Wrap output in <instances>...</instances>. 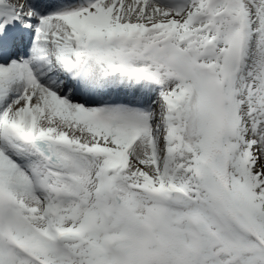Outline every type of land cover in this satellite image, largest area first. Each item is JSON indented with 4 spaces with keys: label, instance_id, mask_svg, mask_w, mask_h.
Instances as JSON below:
<instances>
[{
    "label": "snow or ice",
    "instance_id": "1",
    "mask_svg": "<svg viewBox=\"0 0 264 264\" xmlns=\"http://www.w3.org/2000/svg\"><path fill=\"white\" fill-rule=\"evenodd\" d=\"M0 264H264V0H0Z\"/></svg>",
    "mask_w": 264,
    "mask_h": 264
}]
</instances>
